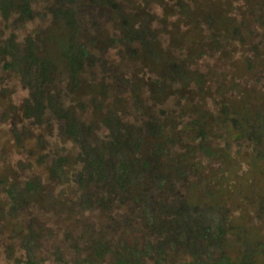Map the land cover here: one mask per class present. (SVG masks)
Here are the masks:
<instances>
[{
  "label": "rangeland",
  "instance_id": "rangeland-1",
  "mask_svg": "<svg viewBox=\"0 0 264 264\" xmlns=\"http://www.w3.org/2000/svg\"><path fill=\"white\" fill-rule=\"evenodd\" d=\"M53 1L31 0L35 14L25 22L15 23L14 13L8 19L0 13V44L12 33L18 41L28 34L38 37L51 34L55 38L62 25L48 9ZM115 1L117 8L107 2L73 0L79 39L95 55V62L85 66L81 86L75 89L67 86L66 69L61 66L56 73L61 76L56 79L55 88L62 91L65 101L73 102L77 113L87 121L100 122L106 110L115 107L137 122L147 113L164 119L169 116V121L176 123L174 131L183 137V147L196 144L198 138L192 121L205 115L207 142L218 153L212 156L196 153L193 157L199 167L191 170L185 182L187 187L182 188L192 198H213L229 208L230 222L238 225L236 232L230 233L227 246L232 256L239 253L245 236L264 242V136L257 140L245 136L233 121V117H238L247 128L262 124L264 131V0ZM119 11L138 24L146 23L155 33L160 52L181 62L191 78L169 81L165 97L156 93L153 86L164 80L163 64L144 57L140 50L138 55L126 51L118 38ZM122 76L136 81L139 92L135 94ZM101 83L107 85L106 93L102 92ZM28 94L29 89L17 72L0 69V175L17 181L38 175L45 192L51 190L66 204L52 203L47 210L39 202H33L10 215L7 196L0 188V264L24 257L20 234L31 219L41 224L40 251L48 258L52 257L53 245L71 253V239L76 238L82 244L79 229H84L87 223L97 228L108 220L106 212L100 209L87 211L74 206L68 183H52L47 179V165L40 156L71 153L74 144L61 133L52 116L42 123L24 116L22 103ZM92 96L98 97L104 106L95 108ZM262 254L259 252L256 257L264 264ZM188 259L181 254L176 257L177 262Z\"/></svg>",
  "mask_w": 264,
  "mask_h": 264
},
{
  "label": "trees",
  "instance_id": "trees-1",
  "mask_svg": "<svg viewBox=\"0 0 264 264\" xmlns=\"http://www.w3.org/2000/svg\"><path fill=\"white\" fill-rule=\"evenodd\" d=\"M96 1L118 7L115 0ZM72 2L54 0L49 5L53 19L62 25L55 38L51 34L44 37L28 34L18 41L12 33L0 44V69L17 72L29 89L22 103L24 116L38 123L52 116L61 133L74 144L71 153L40 156L47 165V179L52 183H68L74 206L87 211L100 209L106 212L108 220L97 228L87 223L84 229H79L82 244L76 238L71 239V253L53 245L52 257L48 258L40 251L41 224L31 219L20 234L24 257H16L7 264H261L256 254L263 253L264 259L262 240L253 241L245 236L238 254L232 256L228 252L230 233L236 232L238 225L230 222L226 205L213 198H192L183 190L191 170L199 167L193 156L218 153L207 142L205 115L192 121L198 138L196 144L183 147V137L174 131L176 123L169 121V116L164 119L147 113L137 122L115 107L108 108L100 122L87 121L77 113L73 102L65 101L62 91L55 88L56 79L61 76L56 73L61 66L66 69L67 86L75 89L81 86L85 66L95 62V55L79 39V21ZM262 8L264 11V2ZM0 13L4 19L14 13L15 23L32 19L35 14L31 0H0ZM119 17L118 38L126 51L138 55L140 50L144 57L163 64L164 80L153 86L156 93L165 97L169 81L191 78L181 62L160 52L155 33L146 23L138 24L120 11ZM121 78L135 94L139 92L136 81ZM101 89L106 93L107 85L101 83ZM92 102L95 108L104 106L96 96H92ZM243 119L247 120L246 116ZM233 121L245 136L256 140L264 136L262 124L247 128L238 117H233ZM15 134L19 140L16 129ZM0 188L7 196L10 215L33 202H39L47 210L52 203L66 204L51 190L45 192L38 175L22 181L0 175ZM180 254L189 259L177 262Z\"/></svg>",
  "mask_w": 264,
  "mask_h": 264
}]
</instances>
